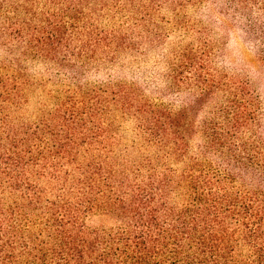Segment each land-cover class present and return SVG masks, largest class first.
<instances>
[{"label": "trees", "instance_id": "16d2710c", "mask_svg": "<svg viewBox=\"0 0 264 264\" xmlns=\"http://www.w3.org/2000/svg\"><path fill=\"white\" fill-rule=\"evenodd\" d=\"M209 3L0 0V264H264V0H215L256 62L186 52L179 108L83 80Z\"/></svg>", "mask_w": 264, "mask_h": 264}, {"label": "rangeland", "instance_id": "374dc122", "mask_svg": "<svg viewBox=\"0 0 264 264\" xmlns=\"http://www.w3.org/2000/svg\"><path fill=\"white\" fill-rule=\"evenodd\" d=\"M215 0H210L209 10L205 12H187L188 21L198 25L196 32L190 34L183 29L174 27L172 12H161L159 25L162 30L160 43L153 47L145 45L139 54L122 56L113 65L104 66L99 71H93L83 80L87 85L101 83L123 82L136 85L146 98L155 103L163 102L168 106L178 107L185 101L193 76L183 69L185 54L188 51H199L209 44L214 56L213 66L227 69L229 72L249 70L256 62V51L250 46L239 31V25L233 17L223 16L216 10ZM162 20V21H161ZM209 30L202 35L200 29ZM221 46L224 47V57L220 56ZM10 64L4 50L0 49V78H6ZM30 75L34 77L47 76L40 66H30ZM254 74V71L251 72ZM180 80L184 84L183 93L167 94L171 80Z\"/></svg>", "mask_w": 264, "mask_h": 264}]
</instances>
